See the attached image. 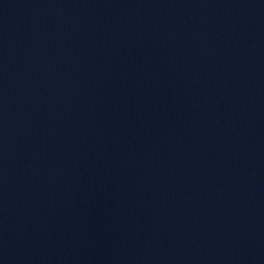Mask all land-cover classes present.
<instances>
[{"label": "water", "instance_id": "obj_1", "mask_svg": "<svg viewBox=\"0 0 264 264\" xmlns=\"http://www.w3.org/2000/svg\"><path fill=\"white\" fill-rule=\"evenodd\" d=\"M0 264H264V0H0Z\"/></svg>", "mask_w": 264, "mask_h": 264}]
</instances>
